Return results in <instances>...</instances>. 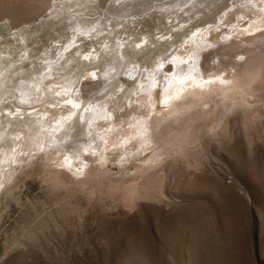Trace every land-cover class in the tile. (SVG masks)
<instances>
[{
    "label": "rangeland",
    "instance_id": "374dc122",
    "mask_svg": "<svg viewBox=\"0 0 264 264\" xmlns=\"http://www.w3.org/2000/svg\"><path fill=\"white\" fill-rule=\"evenodd\" d=\"M88 1L0 0V264H264V116L246 136L236 129L218 137L198 168L167 164L164 192L135 207L105 186L52 189L39 144L54 148L70 134L79 146L94 140L95 150L98 135L82 137L83 121L67 127L85 109L126 120L125 99L139 82L156 72L161 99L181 68L190 81V69L200 72L202 56L217 49L207 43L195 55L196 35L215 29L208 40L220 41L240 23V9H232L240 0ZM113 67L121 76L104 90L102 73ZM22 84L30 88L24 102L17 99ZM67 108L78 113L60 130ZM32 120L40 130L32 140L17 135L32 132ZM107 167L113 177L122 169Z\"/></svg>",
    "mask_w": 264,
    "mask_h": 264
},
{
    "label": "bare ground",
    "instance_id": "6f19581e",
    "mask_svg": "<svg viewBox=\"0 0 264 264\" xmlns=\"http://www.w3.org/2000/svg\"><path fill=\"white\" fill-rule=\"evenodd\" d=\"M104 2L101 0L100 3ZM232 9H240V23L224 32L223 36L220 35V41L219 37L208 40L215 29L193 38L192 44L197 45L195 55H203L210 47L207 43L217 46V49L210 58L202 56L204 64L200 72L193 67L190 69V81L182 80L180 72L185 67L181 68L179 75L175 76L179 82L164 86L161 99H158L155 88L160 80L156 72H152L148 75V82H139L132 96L125 99L131 107L126 120L117 122L113 120V110L108 118L90 106L72 125L67 126L69 130L79 128L80 120L83 121L82 137L98 135L99 144L95 150L90 148L95 144L94 140L79 146L75 136L70 134L64 135L54 148L46 149L45 142L39 144V150L45 149L47 153L45 167L49 174L45 178L52 184V189L67 188L73 184L82 187L105 186L110 197L119 195L121 201L132 208L139 200L156 199L158 194L164 192L169 171L165 170L167 164L173 166L174 170L182 164V172L192 167L198 168L207 147L219 142L218 137L233 136L236 129L246 136L249 125L257 123L264 116V0H240L234 3ZM224 12L229 14L230 10ZM14 16H18V13H9L5 17L15 19ZM230 57L233 59L228 60ZM178 61L182 64L185 59L177 58ZM120 76L116 67L106 69L102 73L104 90L112 87ZM26 85H21V98L17 96L19 101L30 98V88H26ZM70 101L72 105H77L76 108L80 106L79 102ZM17 109L21 111L25 108L21 106ZM67 109L68 113L56 123L61 125L60 130L65 120L78 113L77 110ZM91 111L93 115L89 114ZM48 114L44 116L48 117ZM103 120H106L105 124L101 123ZM23 125L19 123V126ZM35 125L36 121L32 120L27 125L32 132H17V135L19 133L32 140L35 136L33 130L37 128ZM69 140L75 141L76 146L66 144ZM8 144L3 148V159L10 154ZM132 161L137 162L134 169L130 166ZM110 162L122 167L117 177H113V172L107 167ZM77 163H85L84 170H80Z\"/></svg>",
    "mask_w": 264,
    "mask_h": 264
},
{
    "label": "snow or ice",
    "instance_id": "6c2138e0",
    "mask_svg": "<svg viewBox=\"0 0 264 264\" xmlns=\"http://www.w3.org/2000/svg\"><path fill=\"white\" fill-rule=\"evenodd\" d=\"M240 59L243 60L244 58H243V57H240ZM66 103L71 104L72 101L69 100V101H66ZM72 106H73V107H76L77 105H72ZM15 139H16V140H19V137H16Z\"/></svg>",
    "mask_w": 264,
    "mask_h": 264
}]
</instances>
